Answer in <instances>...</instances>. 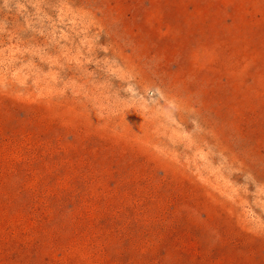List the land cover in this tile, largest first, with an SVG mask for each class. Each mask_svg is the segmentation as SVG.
<instances>
[{
  "label": "rangeland",
  "instance_id": "rangeland-1",
  "mask_svg": "<svg viewBox=\"0 0 264 264\" xmlns=\"http://www.w3.org/2000/svg\"><path fill=\"white\" fill-rule=\"evenodd\" d=\"M0 264H264V0H0Z\"/></svg>",
  "mask_w": 264,
  "mask_h": 264
}]
</instances>
